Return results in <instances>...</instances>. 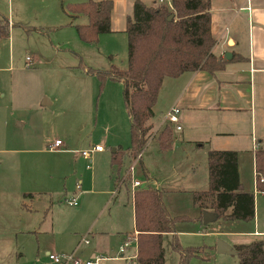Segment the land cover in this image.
<instances>
[{
  "label": "rangeland",
  "instance_id": "obj_1",
  "mask_svg": "<svg viewBox=\"0 0 264 264\" xmlns=\"http://www.w3.org/2000/svg\"><path fill=\"white\" fill-rule=\"evenodd\" d=\"M69 2L0 0V264H61L49 254L65 255L74 249L75 256L83 261L94 257L97 252L93 249L89 254H82L86 249L83 248L84 237L87 235L92 242L91 236L87 232H76L78 230L74 229L78 228L72 226L84 225L90 214L101 207L105 195L102 189H106L107 183L110 190L106 195L114 192L115 176L124 183L117 192L122 205L116 207L117 211H111L109 207L113 203L109 204L100 215L99 223L109 228L119 227L121 220L128 226L133 223V215L123 206L128 192L125 185L132 190L127 171L131 158L125 155L126 167L118 174L117 166L110 168L109 165L111 147L130 144V119L124 104L123 85L113 79L102 81L85 70L87 66L125 68L127 35L102 32L95 41L82 40L76 23L85 22L86 16L71 15ZM26 56L31 59L29 63ZM56 137L65 143L59 149H52L49 144ZM97 143L104 150L93 154L92 162H88L92 167L88 169L84 160L76 159L75 154ZM200 156L199 153V160ZM250 159L246 156L242 160V176L247 179L245 188L254 193L255 214L258 213L260 228L264 229V192L253 188ZM157 161L155 158L154 163ZM136 167L135 176L144 180ZM156 176L161 180L159 172ZM190 179L186 175L180 177L178 186L191 189L190 185L195 183ZM204 186L206 184L197 187ZM24 191H47L52 195V216L60 222L52 232L45 231L47 219L40 220L41 214L20 208ZM64 196L69 201L75 196L72 204ZM163 196V203L171 215L189 217L175 225L180 244L196 247L197 251L185 257L183 264H238L237 253H219L218 256H226L224 261L214 258L213 245L217 239H223V235L210 232V226L214 229L224 226L231 230L252 229L255 219L218 217L208 222L209 225L203 223L208 225L204 228L198 219L200 209L194 206L189 191ZM76 205L82 212L73 222L76 214L70 208ZM72 235L76 244L69 249H61L50 242L51 237L56 241H71ZM134 235L126 237L133 240ZM163 243L164 264H181L180 253L171 248V235L165 234ZM125 249L127 252L128 248Z\"/></svg>",
  "mask_w": 264,
  "mask_h": 264
},
{
  "label": "crops",
  "instance_id": "obj_2",
  "mask_svg": "<svg viewBox=\"0 0 264 264\" xmlns=\"http://www.w3.org/2000/svg\"><path fill=\"white\" fill-rule=\"evenodd\" d=\"M134 1L112 0L111 29L108 32L125 33L127 19L133 13ZM142 1L147 4H154L158 0ZM210 16L211 33L216 40L212 47L213 53L225 57L224 53L229 51L231 56L229 58L225 57L227 61L224 67L215 71L200 68L186 70L176 76H165L163 78L156 102L153 105L154 115L149 120L152 123V132L145 148L142 150L140 163L136 167L138 174L142 173L144 175L141 186L150 184L162 189V199L165 193H178L187 190L190 192L193 201L194 191L207 188V151L209 149H233L238 152L239 179L242 188L248 191L250 190L246 189V185H244V181L247 182V179L245 175L244 179L242 176V160L249 156L253 167V188L255 191H261L256 187L254 150L264 141V0H210ZM86 20L87 18H85ZM172 105L180 107L179 124L181 127L178 129L174 124H171L174 132L172 147L168 150H162L156 137L158 130L168 122L166 111ZM156 112H160V114ZM61 140L63 143L59 148L65 143L62 138ZM128 146L123 147L119 143L111 147L109 165L110 168L114 165L117 166V174L126 165L124 160L120 167L116 163H112V152L125 149ZM199 153L201 154V161L198 159ZM75 157L78 160H84L86 168L90 169L92 167L91 164L88 165V160L79 152L75 154ZM155 158L158 161L154 163ZM156 169L161 175V180L160 177L157 178L156 176L158 173ZM198 173H201V176ZM185 175L195 183V185H190L191 189L178 186L180 183L178 179ZM115 177L113 181L114 192L109 196L106 195L110 190V184L107 183L106 189H102L105 195L102 196L101 207L90 214L84 225L77 226L74 224L72 227L78 228L74 229L78 230L76 232H87L88 236H91L92 242H83V248L86 249L82 251V254H89L93 249L97 253L110 256L101 261H106L105 264H135V255L137 254L135 238L126 247L128 248L127 252L126 249L122 252L119 251L126 235L134 233L136 236L137 232L135 230L133 193L132 190H129L128 185H125L128 192L126 191L127 200L123 206L127 212L133 215L132 225H125L122 220L121 224L119 222L120 226L116 228H109L107 224L99 223L100 215L109 204L113 203L109 207L111 211H117L116 207L122 205V199H118L117 192L121 184L124 183L116 185ZM205 184L204 187H197ZM27 192H30L31 195H24ZM64 197L69 203V199L66 196ZM72 198H75V196L71 197L70 200ZM53 203L54 198L47 191H24L20 198V208L22 210L33 212V214H41L38 217L40 220L47 219L46 232H52L57 226L56 223H60L56 217L53 219ZM194 206L198 208L195 203ZM70 211L76 214L72 217V221L76 222L77 215L82 212L80 206H72ZM200 212L199 210V215ZM91 216H93V220ZM257 217L258 213L257 216L254 213L253 219L255 220L252 229L231 230L225 226L214 229V226L211 225L212 231L210 232L222 234V238L232 246L255 239L264 240V229L260 228ZM199 221L203 225V223H208L211 220L208 222ZM62 223H65V220ZM208 225L203 226L208 228ZM62 228L64 227L60 226V229ZM173 233L177 235L176 229L174 232L164 233L163 237L168 234L171 235L172 240ZM116 235L119 237L118 239H115ZM71 237V241H64L63 239L56 241L55 237H51L50 242L61 249H69L72 244H76L73 235ZM75 251L74 249L73 252L75 253ZM45 252L48 253L47 250ZM219 253L222 252H217L215 247L214 258L220 261L227 259L226 256H218Z\"/></svg>",
  "mask_w": 264,
  "mask_h": 264
},
{
  "label": "trees",
  "instance_id": "obj_3",
  "mask_svg": "<svg viewBox=\"0 0 264 264\" xmlns=\"http://www.w3.org/2000/svg\"><path fill=\"white\" fill-rule=\"evenodd\" d=\"M112 5V0L68 3L71 15L84 14L87 18L85 22L76 23L82 40L95 41L99 33L110 31ZM125 33V68L116 65L107 69L85 68L102 81L113 79L123 85L124 104L130 119V145L112 152L111 161L119 167L123 155L135 156L145 148L152 132L149 120L154 115L153 105L165 76L200 68L215 71L223 68L227 61L212 51L216 40L211 33L210 0H161L154 4L135 0ZM156 138L162 150L172 147L174 138L170 122L163 125ZM237 154L233 149L207 151L208 186L193 192V202L201 211L199 220H203V210L213 212L215 218H254V193L242 188ZM254 168L256 187L264 191V178L260 179L264 175V141L254 150ZM118 178L115 177L116 185H120ZM132 193L137 231L134 235L137 243L135 264H164L163 234L174 232L177 221L189 217L171 215L162 200L163 190L158 187L140 184ZM233 247L238 254V264H264V240L255 239ZM171 248L180 253L181 264L185 257L197 252L196 247H183L174 233Z\"/></svg>",
  "mask_w": 264,
  "mask_h": 264
},
{
  "label": "built area",
  "instance_id": "obj_4",
  "mask_svg": "<svg viewBox=\"0 0 264 264\" xmlns=\"http://www.w3.org/2000/svg\"><path fill=\"white\" fill-rule=\"evenodd\" d=\"M161 1V0H158ZM28 63L30 62V57L26 56ZM179 112H180V107L177 105H172L167 111H166V118L168 120V122H170L171 124H174L176 128H180L181 125L179 124ZM63 141L61 140V138H55V140L50 144V148L52 149H56L59 148L60 145H62ZM104 147L97 143V144H93L88 148H84L82 150L79 151L80 155H82L84 158H86L88 160V162L92 161V155L94 152L99 151V150H103ZM129 156V155H128ZM142 157V151H139L135 156H131L130 158L131 160L129 161L128 165H127V171L128 174L131 178V184H132V189H134L135 187H138L141 183V180L139 178H137L134 174L135 171V167L136 164L138 163V161L141 159ZM89 165V164H88ZM264 175L260 176V179H263ZM122 181V180H121ZM74 198H72L70 200L73 201ZM88 238L84 237V242H88ZM131 239L129 237H126L123 241V243L120 245L119 247V251L122 252L124 251L125 247H127L130 243ZM50 258H52L53 260L57 261V262H61V263H67V262H71L73 264H101V261L105 258H108L110 256L103 254V253H97L94 255V257L92 258H88L87 260L83 261L80 258H78L77 256H75L74 252H71L69 254H65V255H59V254H53L50 253L49 254Z\"/></svg>",
  "mask_w": 264,
  "mask_h": 264
},
{
  "label": "water",
  "instance_id": "obj_5",
  "mask_svg": "<svg viewBox=\"0 0 264 264\" xmlns=\"http://www.w3.org/2000/svg\"><path fill=\"white\" fill-rule=\"evenodd\" d=\"M171 17H172V14L169 16V18ZM224 56L226 58H229L231 56V53L229 51H226L224 53ZM202 215H203L204 222H208L212 220L213 218H215V214L208 210H203ZM215 247H216L217 252L236 253V249L224 239H217Z\"/></svg>",
  "mask_w": 264,
  "mask_h": 264
}]
</instances>
